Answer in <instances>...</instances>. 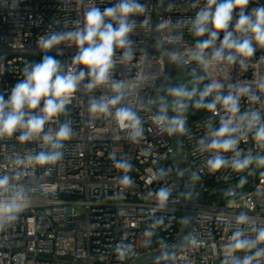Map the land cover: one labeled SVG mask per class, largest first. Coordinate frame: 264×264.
<instances>
[{"label": "built area", "instance_id": "built-area-1", "mask_svg": "<svg viewBox=\"0 0 264 264\" xmlns=\"http://www.w3.org/2000/svg\"><path fill=\"white\" fill-rule=\"evenodd\" d=\"M119 0H0V95L5 100L14 85L24 79L25 70L40 63L45 54L58 59L64 71L74 65L78 49L65 41L52 50L41 49L39 41L53 32L75 31L83 27L85 13L92 7L103 11ZM144 14L129 17L135 28L129 34L133 57L125 59L124 49L116 47L110 78L92 89L85 77L72 94L66 111L46 123L44 133L53 135L61 125L69 123L70 139L63 141L60 160L40 165L29 157L52 149L43 134L27 142L18 140L21 129L11 136H0V176L10 177L0 199L22 192L21 211L16 219L0 228V264H128L138 255L169 247L179 228L185 209V183L171 159L170 132L152 106V89L162 78L165 65L154 46L152 12L158 0H138ZM208 0H168L162 9L160 38L173 67L184 65L197 77V97L206 85L219 82L222 88L207 96L239 95V112L230 113L218 102L215 111H204L198 117L181 114L168 107L170 117L182 115V153L194 179L195 194L202 197L194 209V221L182 249L173 256L148 264H234L245 256L264 249L233 251L228 245L236 231L242 239L254 240L264 228V166L253 163L237 172L230 164L211 171L207 161L215 153L204 150L201 141L210 143L221 119L232 117L239 125L237 145L241 156H264V145L254 140L255 129L249 131L240 116L257 111L264 123V46L253 41L255 52L231 63L212 58L213 48L202 50L205 62L193 59L201 51L197 42L209 38L194 33L192 20ZM264 6V0H249L246 12ZM239 8L234 9L229 31L241 36L234 26ZM147 19L148 23L144 21ZM115 26V21H111ZM221 31L214 47H219ZM87 46V45H85ZM232 51L226 49L225 52ZM172 53H176L175 57ZM38 59V60H37ZM170 78L166 80L168 82ZM119 82V92L113 84ZM256 94L258 101H251ZM121 95L120 103L110 106L111 115L90 111L91 101ZM197 99V98H196ZM190 107L188 99H182ZM43 106L41 101L40 107ZM128 108L140 120V134L122 126L115 117L117 108ZM26 112L39 114V109ZM231 160L234 153H221ZM117 161L130 168L119 169ZM128 176L130 184L121 183ZM249 179V181H247ZM167 189L169 198L163 204L157 193ZM223 189H226L225 191ZM245 214L246 223L237 218ZM130 245L126 255L117 254L118 246ZM264 264V255L253 260Z\"/></svg>", "mask_w": 264, "mask_h": 264}, {"label": "clouds", "instance_id": "clouds-1", "mask_svg": "<svg viewBox=\"0 0 264 264\" xmlns=\"http://www.w3.org/2000/svg\"><path fill=\"white\" fill-rule=\"evenodd\" d=\"M249 0H208V3L201 8L195 18L192 20V26L195 35L204 36L206 33L209 38L197 42V48L201 51L193 52V59L204 63L205 53L202 51L210 47L213 48L212 58L236 63L238 60L243 65L242 57H251L255 52L253 41L256 44L264 46V6L257 7L251 12H246L245 8ZM239 8L238 20L234 26L239 33L245 34L235 36L233 31H229L230 22L233 19L234 9ZM145 6L138 0H119L112 7L105 8L101 11L99 8L92 7L85 13L84 26L77 28L75 31L53 32L50 35L42 37L39 41L41 49L52 50L55 46L65 41L75 44L78 49L77 54L73 57L74 65L86 66L87 71L83 68L77 69L70 67L64 71L61 63L55 57L45 54L40 63L31 66L25 70L24 79L17 82L11 90V94L5 100L0 95V136H11L17 129H21L18 140L27 142L41 133H44V127L53 118L66 111V105L70 103L72 94L77 90L78 85L85 77H89L88 89L106 82L110 78V70L113 68V54L116 47L124 49L123 57L132 59L133 49L132 41L129 34L135 28V21H130L129 17L137 14H144ZM111 21H115V26ZM148 23L147 19L144 21ZM164 25H158L163 28ZM223 31L224 36L219 47H214L219 33ZM87 45V46H85ZM232 50L225 52V50ZM177 54L172 53L175 57ZM219 82H213L206 85L200 92V99L195 102L196 107L207 108L209 111H215L218 102L222 103L230 113L239 112V95L217 94L212 101L205 103L204 98L211 95L213 90L222 88ZM258 87L264 90V84ZM113 88L120 91L122 84L116 82ZM168 91L176 97L190 96L192 93L185 86L170 88ZM122 96L116 95L111 99L91 101L90 111L111 115L110 106L120 103ZM251 101H258L256 94H249ZM41 101L43 106L40 107ZM171 106L183 113L187 110L188 104L181 99L171 101ZM169 104L167 101L161 107L160 115L156 116L157 120L164 121L168 125L170 133L184 132L185 120L182 115L168 117L166 115ZM25 109H39V114L26 112ZM115 117L118 122L125 127L132 128L133 138L140 134V120L137 115L128 108H117ZM246 128L254 131V140L264 145V123L261 122L260 113L252 111L239 117ZM240 132V125L232 118H222L220 127L213 133V139L210 143L201 141L204 150H211L215 153L208 159L207 164L211 171H218L228 166L237 172L247 169L253 163L264 166V156H252L251 154L241 156L237 145L239 138L236 134ZM241 135L246 133L240 132ZM72 128L69 123L60 126L59 130L53 135L51 132L43 134V140L52 149L48 152H40L34 157H29L37 164L47 165L54 164L62 157L59 151L63 147V141L70 139ZM234 153L233 158H228L221 153ZM115 166L119 169H128L130 165L126 161H117ZM10 183V177L7 175L0 176V193L7 189ZM121 183L130 184L128 176H123ZM170 193L167 189L161 188L157 193L158 200L163 204L169 198ZM22 192L13 194L9 199H0V228L11 223L16 219L17 213L21 211ZM238 223H246L248 218L241 214L237 218ZM243 232L236 231L232 235V242L228 245L233 251L248 250L255 248L258 243L264 242V228L257 231L256 238L242 239ZM127 246H118L116 252L119 256H125ZM168 253H161L165 256ZM264 255V249H258L254 254L245 256L243 260H234V264H253V260ZM161 257H157L159 260ZM227 264V262H226Z\"/></svg>", "mask_w": 264, "mask_h": 264}, {"label": "water", "instance_id": "water-1", "mask_svg": "<svg viewBox=\"0 0 264 264\" xmlns=\"http://www.w3.org/2000/svg\"><path fill=\"white\" fill-rule=\"evenodd\" d=\"M167 2L168 0H158L152 12V36H153L154 46L158 50V53L162 57L165 65L164 74L162 78L159 79L158 82L155 84L151 93L152 106L154 111L158 115L162 114L161 107L165 101L168 102L169 107H173L171 106V101L174 99H181V100L192 99L195 95H197V83H198L196 75L190 72L186 66L180 64L173 67L172 63L170 62L167 56L165 47L161 42L160 30L158 29V25H159L162 9ZM168 78H170V80L166 82ZM178 86H185L188 89V91L192 94L190 96H185V97H176L174 94L168 91V89L176 88ZM200 98L201 97L198 96L197 99H194L193 104L187 108L185 113L188 116L195 118L198 117L202 112L208 110L207 108L195 106V102ZM204 102L205 103L209 102L207 97L204 98ZM166 115L170 117V115L167 112ZM165 124L168 128L166 122ZM181 137H182V132L170 133L171 159L176 169L182 175V178L185 183L184 201L186 205L184 211L181 214L177 235L169 247L165 249H158V250L144 252L138 255L137 257H135L134 259H132L128 264L153 263L169 258L174 254H176L177 252H179L186 243L188 239V235L191 232L194 221V209L196 204L202 197L209 195V193L198 194V195L195 194L194 179L182 153ZM261 167L262 166H259L257 171ZM247 181H249V179ZM223 190L225 191L226 189ZM164 252L168 254L165 256H161V253ZM158 256L161 257L159 260H157Z\"/></svg>", "mask_w": 264, "mask_h": 264}, {"label": "trees", "instance_id": "trees-1", "mask_svg": "<svg viewBox=\"0 0 264 264\" xmlns=\"http://www.w3.org/2000/svg\"><path fill=\"white\" fill-rule=\"evenodd\" d=\"M38 60V59H37ZM197 98V95H195L191 100H194V99H196Z\"/></svg>", "mask_w": 264, "mask_h": 264}, {"label": "flooded vegetation", "instance_id": "flooded-vegetation-1", "mask_svg": "<svg viewBox=\"0 0 264 264\" xmlns=\"http://www.w3.org/2000/svg\"><path fill=\"white\" fill-rule=\"evenodd\" d=\"M188 102H192V100L191 99H188Z\"/></svg>", "mask_w": 264, "mask_h": 264}]
</instances>
